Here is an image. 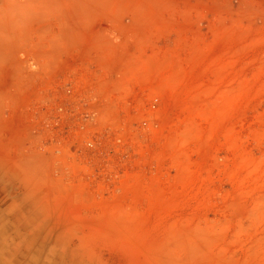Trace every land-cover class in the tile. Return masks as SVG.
<instances>
[{
    "label": "rangeland",
    "instance_id": "1",
    "mask_svg": "<svg viewBox=\"0 0 264 264\" xmlns=\"http://www.w3.org/2000/svg\"><path fill=\"white\" fill-rule=\"evenodd\" d=\"M0 264H264V0H0Z\"/></svg>",
    "mask_w": 264,
    "mask_h": 264
},
{
    "label": "built area",
    "instance_id": "2",
    "mask_svg": "<svg viewBox=\"0 0 264 264\" xmlns=\"http://www.w3.org/2000/svg\"><path fill=\"white\" fill-rule=\"evenodd\" d=\"M68 79L69 83L65 88V98L67 99L66 113L71 114L70 119L72 117H80L82 122L79 123L80 127L76 130L77 133L81 131V134L79 137L76 136V140L74 141L75 146L78 148L81 158L95 160L102 153V150L106 148L105 144L108 139V136L106 137L104 134V130L99 128L98 125L102 113L95 107L85 108L90 104L89 92L91 89L87 86L88 81L85 78L84 71L78 70V72ZM95 90L96 87H94V93L96 92ZM160 104V99L154 98L143 106V112L150 114L158 111ZM61 110L63 112V109L55 106L56 112L60 113ZM131 122L137 130H143V134L152 131V128L148 125V121H144L140 126H138L137 120ZM153 128H158V125H154ZM136 129L133 131L138 132ZM122 131L123 129L119 125V128L117 127L112 134V148L116 153H119L120 149L125 145V138L121 134Z\"/></svg>",
    "mask_w": 264,
    "mask_h": 264
}]
</instances>
